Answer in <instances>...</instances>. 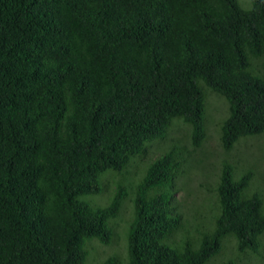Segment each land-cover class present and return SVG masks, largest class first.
Returning a JSON list of instances; mask_svg holds the SVG:
<instances>
[{
  "label": "trees",
  "instance_id": "16d2710c",
  "mask_svg": "<svg viewBox=\"0 0 264 264\" xmlns=\"http://www.w3.org/2000/svg\"><path fill=\"white\" fill-rule=\"evenodd\" d=\"M212 95L228 105L218 173L191 159ZM258 136L264 0H0V264H209L229 241L220 264H264ZM139 160L108 205L82 200ZM129 203L125 254L98 260Z\"/></svg>",
  "mask_w": 264,
  "mask_h": 264
},
{
  "label": "rangeland",
  "instance_id": "374dc122",
  "mask_svg": "<svg viewBox=\"0 0 264 264\" xmlns=\"http://www.w3.org/2000/svg\"><path fill=\"white\" fill-rule=\"evenodd\" d=\"M239 4L244 8V9H249L250 8V0H238ZM211 93V92H210ZM208 93V95L210 94ZM213 95H215L214 93H212ZM210 96L208 99L209 102V106H208V111L207 114L210 116L211 114V119L213 121V123H211V119L208 116V136L210 137V139H207L204 142L203 145V149L208 151V153L204 152V150L202 149V147L200 149L197 150V152L195 153V155L191 158L193 160L194 165L197 162L200 161H204L205 164H209L210 165V169H214V171H216L217 173L220 172L221 170V161L224 159V155L223 152L221 151L220 147L218 146L219 143V129L216 126L217 123H219L221 120L223 121L224 119H226L227 115H228V105L225 102V100L222 99H216L215 96ZM179 130V129H178ZM187 133L184 132V129L179 130V132L174 129V131H171V133H169L168 139H180L182 137V134ZM263 136V135H260ZM258 136V137H260ZM257 138V137H256ZM263 137L258 138L257 140L263 141L262 140ZM206 143V144H205ZM263 144V143H262ZM161 144H156L151 148V151H149V158H151L152 160H155L156 158H158L159 154L158 151H156V149L160 146ZM186 146H189L188 142H185ZM219 147V148H218ZM251 154L256 156H259L260 161H261V169L260 172H262L260 174V179L261 181L264 182V154L262 153V148L261 150L258 152L257 150H251ZM258 153V154H257ZM204 154H208V158L207 160L205 159ZM249 161H253L252 158H249ZM192 163V162H191ZM192 163V165H193ZM136 166H131L130 170H131V176H124L122 173H118V172H108L105 177L104 180L102 182V187H103V192L100 196H94V195H90V196H86L83 197L82 200L93 205L94 207H105L106 205H108L111 201V199L114 197L115 193H116V189L118 185L127 187L130 183L131 178L133 177V175H135V172H137V175L142 174V172L144 171V169L146 168L147 162L143 161V160H139L133 163ZM193 165V166H194ZM253 165L255 167H257V165L255 164V160ZM246 169H252V168H246ZM259 172V173H260ZM238 174H241V170L238 172ZM191 177H192V182L190 183V187L192 188V191H195V181L198 179L196 178V175H198V171L197 170H192L190 173ZM127 179V180H126ZM180 181V180H179ZM185 181V180H182ZM182 181L177 182L179 185L180 183H182ZM260 187V192L263 195V200H264V183H259L258 185ZM194 193V192H192ZM187 194L185 193V191L180 187V190L177 191V193L175 194L176 197V202L175 207L177 206V208L179 209L181 216L183 217V223L186 224V222L188 221V216L190 214L189 211H191V209L189 210L188 207L185 208L183 207L182 202H184L185 198ZM191 199H193L191 197ZM126 202L129 201V198H126L125 200ZM180 201V203H178ZM192 203V207L195 210L200 209L201 211H205L207 209V207H205V203H202L199 201L195 200H189ZM124 205V203H123ZM200 207V208H199ZM214 209H209L208 208V222H212L215 218L217 214H214ZM131 204L129 203L127 206H123V209L121 211L120 217L117 218V222H116V227H115V233H116V238L114 240V243L111 247L108 246H102L98 248V252L96 254V258L98 260L103 259L104 257H106L107 255H109V253H113V252H117L120 253L121 255L125 254V247H126V240H125V233H126V229L128 227V222L131 218ZM193 214V212H192ZM115 223V220L113 221ZM112 222V224H113ZM230 239L226 238L224 241H228ZM223 241V243H224ZM222 243V246H223ZM225 251L222 252V254L217 257L215 260H218V258L220 259L217 263L215 264H220L224 262V258L225 257H232V253H230V251H234V244L233 242L229 241L228 243L225 244ZM235 253V251L233 252ZM261 253L262 256L264 257V246L261 249ZM215 260H213L212 262H214ZM257 261V258H254L252 263H255ZM211 262V263H212ZM101 262H99L98 264H100ZM209 263V264H211Z\"/></svg>",
  "mask_w": 264,
  "mask_h": 264
}]
</instances>
